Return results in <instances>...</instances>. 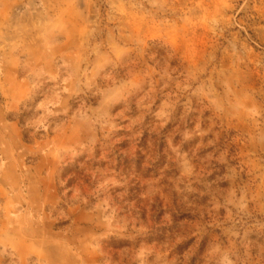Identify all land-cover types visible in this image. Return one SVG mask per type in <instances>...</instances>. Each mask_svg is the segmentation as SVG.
I'll list each match as a JSON object with an SVG mask.
<instances>
[{"label": "rangeland", "instance_id": "rangeland-1", "mask_svg": "<svg viewBox=\"0 0 264 264\" xmlns=\"http://www.w3.org/2000/svg\"><path fill=\"white\" fill-rule=\"evenodd\" d=\"M0 264H264V0H0Z\"/></svg>", "mask_w": 264, "mask_h": 264}, {"label": "trees", "instance_id": "trees-1", "mask_svg": "<svg viewBox=\"0 0 264 264\" xmlns=\"http://www.w3.org/2000/svg\"><path fill=\"white\" fill-rule=\"evenodd\" d=\"M63 187H64V186L62 185V189H63Z\"/></svg>", "mask_w": 264, "mask_h": 264}]
</instances>
